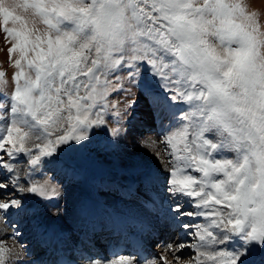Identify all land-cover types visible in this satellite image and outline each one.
Wrapping results in <instances>:
<instances>
[{
	"label": "snow or ice",
	"instance_id": "snow-or-ice-1",
	"mask_svg": "<svg viewBox=\"0 0 264 264\" xmlns=\"http://www.w3.org/2000/svg\"><path fill=\"white\" fill-rule=\"evenodd\" d=\"M249 8L0 0V264H264V11ZM129 140L143 158L122 167L119 199L136 211L78 213L130 236L109 254L84 230L35 259L21 226L43 236L40 210L63 215L61 177L81 173L67 157L119 156Z\"/></svg>",
	"mask_w": 264,
	"mask_h": 264
},
{
	"label": "rangeland",
	"instance_id": "rangeland-1",
	"mask_svg": "<svg viewBox=\"0 0 264 264\" xmlns=\"http://www.w3.org/2000/svg\"><path fill=\"white\" fill-rule=\"evenodd\" d=\"M247 3L250 5L249 8L250 11L254 9L264 11V0H247ZM6 59H7L6 50L3 49V40L0 39V62L5 61ZM146 112H147L146 107L143 104H141L139 106L137 114L141 118L146 120L147 118ZM133 145H134L133 143H127L126 145H124L121 150V154L119 156L97 157L95 153L92 154L83 153V154H70L67 157V159L70 162H73L77 165L82 164L83 166L91 170L92 169L95 170L97 172V173L95 172V175L97 176V181L94 185H99V188L101 190H104L102 188V184L105 185L106 182L110 183L108 185H116V184L123 185L129 182V178L125 176V174L123 173L122 167L129 159L140 160L143 158L140 150L135 145L134 146ZM230 155H231L230 158H234L235 153H231ZM49 175L51 176L52 173H49ZM80 178H81V173L77 176L69 175L67 177H63V176L61 177L66 187L69 185H75V181L79 180ZM123 179L124 180L126 179V181H124ZM115 182L117 183L115 184ZM107 191L111 192L110 197L113 198L112 202L110 201L111 205L118 204L122 208L135 209V205L131 202V200L122 201L121 199H119V197H121L122 194L118 193V191L115 190H107ZM106 198L109 199L107 195ZM83 203H85V199H82L80 203L73 205L72 198H70L68 194H65V198L58 202V207L63 212V215L60 217H55V221L59 225L58 229L61 235V239L66 244V246L70 243L74 245L78 237L76 232H74L73 230L75 228L76 220L83 221V219L80 218L78 213V209L80 205ZM70 207L73 208L75 217H71L70 215L67 214L66 209ZM40 220L48 229L47 233H49L50 220L49 217L47 216V213L43 209L40 210ZM63 222L65 223V226L62 225ZM32 223L33 221L28 218H25L22 223L21 227L24 232V242L29 244V246H33L35 253L34 258L37 260L38 259L41 260V257L46 255L45 241L47 239L48 234L46 233V235L41 236L39 234L34 233L32 230ZM61 226L64 228H62ZM11 231H12L11 228H8L7 234L10 235ZM4 235H5L4 233H0V238H2ZM33 237L34 239H36L34 242L29 240L30 238ZM108 238L109 237H107L106 240L105 251H109ZM98 239L99 237L97 238V241ZM9 242L13 243V241L10 239L8 240V243Z\"/></svg>",
	"mask_w": 264,
	"mask_h": 264
},
{
	"label": "bare ground",
	"instance_id": "bare-ground-1",
	"mask_svg": "<svg viewBox=\"0 0 264 264\" xmlns=\"http://www.w3.org/2000/svg\"><path fill=\"white\" fill-rule=\"evenodd\" d=\"M141 130H143V129H141ZM128 143H132V141L129 140ZM234 157H235V155H234ZM107 162H108V160H107ZM78 166L81 169V178L79 180L75 181V185H69L66 187V194H68V196L70 198H72V204L73 205H76V204L80 203V201L82 199H85V203L95 205L98 202L100 206H108L110 210L112 208H118V209H120L121 212H124V213H132V212L136 211V208L135 209L122 208L118 204H114V205L110 204V201L112 202L113 198L110 197L111 192L107 191V190H115V191H118V193H121L123 195V191L120 190L121 185L116 184L117 182H115L116 185H108L110 183L106 182L105 185L102 184V188L104 190H101L99 188V185H94L97 181V176L95 175L96 171L93 169L91 170V169L83 166L82 164H80ZM123 180H121V181H123ZM124 181H126V179ZM106 195L109 197V199L106 198ZM55 210H56L55 208H52L53 212ZM66 211H67L68 215H70L71 217H75V213H74L73 208H71V207L67 208ZM47 216L49 217V220H50V231H49V233H47L48 236H47V239L45 241L46 255L41 257V260L44 262H47L53 258L54 249H58V248L64 249V248H69V247L73 246L71 243L66 246V244L61 239V235H60V232L58 229L59 225L55 221V216H51L49 214H47ZM62 225L65 226V223L63 222ZM62 228H64V227H62ZM114 228H115V231H114ZM84 230H88L89 232H92L94 230L96 241H97V238L99 237V239L97 241V246L101 251H105L107 237H109L108 239H109L110 245L112 243H115V245H116V239H115L116 234H117V236H119L121 233V230H123V234L126 233L127 234L126 236H130V233L132 231L130 226H125L122 224L114 225L112 220L108 219L107 217H104L103 215H97L96 217H94L90 221L76 220L75 228L73 231L76 232L78 237L81 236V233ZM130 239L134 240L135 237H130ZM29 240L34 242L36 239H34V237H33V238H30ZM9 244H11V242H9ZM124 244H125V241L123 239L119 241L120 246L124 245ZM30 247L33 248V246H30Z\"/></svg>",
	"mask_w": 264,
	"mask_h": 264
}]
</instances>
